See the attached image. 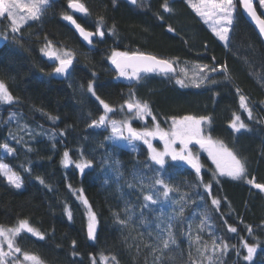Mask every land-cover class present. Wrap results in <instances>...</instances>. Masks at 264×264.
Listing matches in <instances>:
<instances>
[{
	"label": "trees",
	"instance_id": "obj_1",
	"mask_svg": "<svg viewBox=\"0 0 264 264\" xmlns=\"http://www.w3.org/2000/svg\"><path fill=\"white\" fill-rule=\"evenodd\" d=\"M79 2L88 12L75 15L78 23L104 32L103 38L93 39L92 49L62 18L71 13L68 0H50L40 19L17 33L6 17L0 18V33L8 36L0 41V82L13 97L0 100V162L22 181L17 189L0 173V224L27 221L43 236L22 230L15 239L20 253L45 264H93L99 255L132 264H264V191L247 182L264 184V44L238 1L226 46L187 0ZM255 8L262 9L258 0ZM48 41L74 51L69 73L56 75L54 62L42 55ZM133 46L172 57L174 72L118 77L109 57L113 50L132 51ZM205 64L209 68L198 67ZM183 65L188 73L180 69ZM177 79L188 86L181 87ZM201 79L199 87L192 85ZM90 82L110 107L128 100L147 103L163 128L173 118L208 117L204 133L242 160L245 174L238 179L218 175L205 154L199 156V176L174 160L163 167L155 164L144 144L125 146L108 123L92 125L104 109L88 91ZM240 96L252 110L251 118L240 107ZM234 114L246 128L230 126ZM153 123L148 116L133 126ZM65 151L75 163L92 164L83 173L75 164L64 166ZM157 180L168 185L167 198L157 195L164 191ZM213 198L220 201L218 209ZM87 206L97 217L94 239L87 235ZM230 226L238 232L231 233ZM241 237L257 245L251 262L242 258L246 250L241 247L238 256L231 247H239ZM222 241L230 246L227 252L215 247Z\"/></svg>",
	"mask_w": 264,
	"mask_h": 264
},
{
	"label": "snow or ice",
	"instance_id": "obj_2",
	"mask_svg": "<svg viewBox=\"0 0 264 264\" xmlns=\"http://www.w3.org/2000/svg\"><path fill=\"white\" fill-rule=\"evenodd\" d=\"M132 3H136V0H131ZM48 0H31L29 4H22V10L27 13L26 16L19 17L17 19L13 16L12 24L9 27L12 33H17L20 30V26L22 22H27L28 20H39L40 19V12L41 6L46 5ZM260 7L264 8V0H259ZM240 6L243 10L249 15V17L253 20L254 23L258 25V30L261 34H264V19L257 14L253 0H239ZM68 7L73 9L76 12L80 13H87L88 9L84 6V4L79 3V0H68ZM194 11L199 15L205 23H211L212 31L215 33L217 37L221 41H227L229 36V31L231 26L233 25L234 20V12L237 8L236 0H202V3L199 5L193 4L192 5ZM3 18V17H0ZM64 20L69 21L74 25L77 29L79 35L83 38L84 41L88 42L89 44L92 43V36L98 35L101 38L104 36V32L97 28L96 32L86 31L79 23L71 15H64L62 17ZM171 31V29H169ZM3 34V33H0ZM5 39H8V36H4ZM13 40H17L16 36L12 37ZM41 51L44 53L45 56L50 58H55L58 61V65L54 67V73L56 74H64L69 67L73 63L72 53L70 52H63L58 53L52 50L51 42H49L48 46L42 48ZM110 62L112 65L115 66L117 73L120 77H125L129 79L138 78L140 73H163L167 74L173 71L172 62L167 59H159L155 55H146L144 53L138 52H122L113 50L111 56L109 57ZM201 67V70L209 68V65L198 66ZM183 71V70H182ZM212 72L216 71V68H211ZM214 82V81H213ZM176 83L181 87H187L188 84L185 83L183 79H177ZM192 85L195 87H199L201 83H203V79L199 82L196 80L191 81ZM88 91L92 93V95L99 101V104L103 106L104 114L99 116L98 120H93L92 125L99 127L105 124V121L110 123L112 135L116 137H120L124 131H127L130 137L134 139L141 140L147 147L149 156L155 164L163 167L166 163L165 157L172 156L173 160L180 158L186 159L190 163H193V168L196 174L199 176L201 173V164L199 161V157L195 156L190 149V145L195 143L199 145L201 149H205L207 151L208 156L212 159L213 163L216 165L217 170L219 171L221 176L227 175L233 179H238L246 172L245 163L238 159L237 156L230 150L224 148L223 145H218L214 142L211 136L204 135V129L202 128V123L208 121V117H194L191 115L183 116L179 119L173 118L171 121V128L167 131L162 129L158 122H156V117L152 114L151 110L147 103H127V108L129 110L135 109V118L144 120L146 117L151 116L153 122L155 123V129L144 128L143 130H136L132 127L127 120L118 123L116 120L108 121L107 114L112 112L113 109L110 107L108 103H106L103 99H101L98 95H96L95 91L93 90V84L90 82L88 84ZM0 100L10 102L13 100L12 95L8 92L7 88L3 83H0ZM240 107L244 109L248 116L252 117V110L248 107L247 103L245 102V97L240 96ZM51 120L55 121L56 117H49ZM124 127H121V125ZM236 131L240 129L246 128L247 126L241 121L239 115L234 114V119L230 125ZM159 139L163 142V151L157 150V148L153 144V140ZM132 141L131 139L129 140ZM179 144V148L177 149L175 145ZM7 148V145H4ZM10 152L13 151L12 149H8ZM227 158L226 162L222 163L224 158ZM72 161L69 158V152L65 151L63 153V160L62 164L67 166L71 164ZM92 164L91 160H81L75 164V167L78 169L79 172L83 173L86 168H88ZM0 172H3L4 175L8 178L9 183L13 184L15 188L19 189L22 186V181L19 175L15 172H12L8 165L0 164ZM253 187L264 191V184L256 183L254 180L249 179L247 181ZM40 183H44L43 180H40ZM157 185L163 187L164 191L162 193H158L157 195H162L164 198L169 196V188L162 180L156 181ZM205 189L209 190L210 186L205 185ZM82 201L85 205H88L87 199L83 198V193H80ZM146 200H153V197L147 196L145 197ZM212 205L216 206L217 209L219 208L220 201L216 198L211 200ZM68 218L71 219V212H68ZM97 226V217L94 212L91 211L89 208V215H88V224H87V235L89 238H95ZM21 229L26 230L28 233L36 235L38 238H43L42 234H40L35 228L28 225L27 221H21L20 227L13 231V236L16 235L21 231ZM231 233H237L238 229L234 226H230L228 229ZM247 231L249 235L252 234L251 226H248ZM0 236L5 237V241L8 245V251L5 252L3 250L2 244L0 243V264H5V258L9 256H13L14 253L20 252L19 248H15L13 244V237H9L5 234L2 230H0ZM75 243V242H73ZM172 243L175 244V239L172 240ZM223 252H227L229 250V245L224 243L223 241L221 244H216V249L219 248ZM233 249L236 250V254L240 255V248L242 247L246 250V255L242 258L244 261L251 262L253 260L254 254L257 251V245L250 244L245 238H240V246L237 247L236 245H231ZM24 259H29L27 254H25ZM102 259H106L102 257ZM15 264H19V261H15ZM95 264V261H93Z\"/></svg>",
	"mask_w": 264,
	"mask_h": 264
},
{
	"label": "rangeland",
	"instance_id": "obj_3",
	"mask_svg": "<svg viewBox=\"0 0 264 264\" xmlns=\"http://www.w3.org/2000/svg\"><path fill=\"white\" fill-rule=\"evenodd\" d=\"M188 1V3L190 4V6L192 7V5L193 4H196V5H199V4H201L202 3V0H187ZM236 2H237V0H236ZM29 4V3H31V0H0V17H6V19H7V23H8V25L9 26H11V24H12V20H13V16L17 19V22H18V20H19V17H21V16H26L27 15V13L26 12H24L23 10H22V7H21V5L22 4ZM50 4V0H48V3L46 4V5H43V6H41V12H40V17H41V14H42V10L44 11V8L45 7H47L48 5ZM192 9H193V7H192ZM194 10V9H193ZM72 13H70V15H71ZM199 16V15H198ZM199 18L204 22V20L199 16ZM29 21H32V20H28L27 22H22L21 23V26H23L24 24H26V23H28ZM34 21V20H33ZM205 23V22H204ZM205 25L207 26V28L215 35V33L212 31V25H211V23L209 22V23H205ZM20 26V27H21ZM230 31H231V29H230ZM230 31H229V34H228V36L230 35ZM216 36V35H215ZM217 37V36H216ZM2 38H4V37H2V35L0 34V41H1V39ZM217 39L223 44V45H225L226 46V44H227V42H228V40L227 41H221L220 39H219V37H217ZM229 39V38H228ZM48 44H49V41L48 42H45L44 43V46H43V48H45V47H47L48 46ZM51 45H52V50H54V51H56V52H58V53H63V52H70V53H72V57L74 58V51L72 50V49H70V48H66V47H64V46H61V45H55V44H53L52 42H51ZM133 49L134 50H132V51H127V50H123L122 52H124V51H126V52H141V51H144V50H136V46H133ZM116 51H119V50H116ZM42 52V51H41ZM42 55L45 57V58H47V59H49L50 57H47V56H45L44 55V53L42 52ZM53 59V62H54V64H55V66H57V64H58V61L55 59V58H52ZM165 59H167V60H169V61H173V58L172 57H167V58H165ZM181 70H185V72H187L188 73V68L187 67H185L184 65H183V67H181L180 68ZM121 78H123V79H128V78H125V77H121ZM0 83H2V82H0ZM6 102V101H5ZM127 103H137V102H135V101H126V102H124L122 105H120V106H118V107H112V109H113V111L112 112H110V113H108L107 114V119H108V121H111V120H116L118 123H120V122H123V121H125V120H127L128 121V123H130L131 125H132V127L133 128H135L136 130H138V131H140V130H143L144 128H149V129H155V124L153 123L152 124V126H150V127H142V128H136V127H134L133 126V121H138V122H140L141 124H143L144 122H145V119L144 120H140V119H137V118H135V112H136V110L135 109H132L131 111H127L126 110V106H127ZM112 114V115H111ZM197 118H199V117H197ZM177 119H179V118H177ZM106 123H108L107 121H105ZM204 123V122H203ZM203 123H202V128H203ZM108 126H109V128H110V130H111V125H110V123H108ZM121 127H124V125L122 124L121 125ZM162 129H164L165 131H167V130H169L170 128H171V125H170V127H168V128H163V127H161ZM111 132H112V130H111ZM204 135L207 137V135L204 133ZM209 136V135H208ZM114 138L116 139V140H120L121 142H123L124 143V145L125 146H128V147H131L132 145H134L135 146V144H136V142H140V143H142V144H144L141 140H139V139H134V138H132V137H130L129 136V134L127 133V131H124L122 134H121V136L120 137H116V136H114ZM132 140L131 142L129 141V140ZM214 142H216L218 145H223V144H221V143H219L218 141H216V140H214V139H212ZM153 144H154V146L157 148V150H159V151H163V142L162 141H160L158 138L157 139H155V140H153ZM145 145V144H144ZM146 146V145H145ZM224 146V145H223ZM175 147L178 149L179 148V144H177V145H175ZM190 147V149L192 150V152H193V154L195 155V156H200V154H205L207 157H208V159H209V161H211L212 162V164H213V167H214V170H215V172H216V174H218V175H220V173H219V171L217 170V168H216V165L213 163V161H212V159L208 156V154H207V151L205 150V149H201L200 147H199V145H190L189 146ZM224 148H226V149H228L227 147H225L224 146ZM229 150V149H228ZM8 151V150H7ZM149 153V152H148ZM148 157H150V156H148ZM151 159V158H150ZM173 160V158H172V156H166L165 157V161L166 160ZM62 160H63V156H62ZM226 160H227V158L225 157L224 158V160L222 161V163H224V162H226ZM81 161V160H80ZM174 161H177V162H181V159L180 158H177V159H175ZM77 162H79V161H77ZM76 162V163H77ZM75 162H73L72 161V163L71 164H76ZM0 164H5V165H8V164H6L5 162H0ZM70 165V164H69ZM69 165H67V166H69ZM65 166V165H64ZM9 167V166H8ZM12 172H14L13 170H11ZM4 177H5V179H6V181L9 183V181H8V178L4 175V173L3 172H0ZM18 175V174H17ZM227 176V175H226ZM9 185H12L13 187H14V185L13 184H11V183H9ZM22 187V186H21ZM89 208L90 207H86V215H87V221H88V215H89ZM91 209V208H90ZM92 211V210H91ZM20 222L21 221H19V222H17L16 224H14V225H9V226H5V225H1L0 224V230H2L3 232H5V234L6 235H8L9 237H13V244H14V247L15 248H17V246H16V244H15V239H16V236L18 235V233L16 234V235H14L13 236V231H11V230H14V229H17V228H19L20 227ZM29 225V224H28ZM30 226V225H29ZM24 231V229H21V231ZM37 230V229H36ZM20 231V232H21ZM26 231V230H25ZM38 231V230H37ZM19 232V233H20ZM39 232V231H38ZM40 233V232H39ZM41 234V233H40ZM0 243H3L2 244V247H3V250L5 251V252H7L8 251V245H7V243H6V241H5V237L4 236H0ZM27 256L29 257V259H24V257H25V253L23 254V253H20V252H18V253H14V255L13 256H9V257H6L5 258V264H15V261H19V264H45L44 262H42L37 256H35V255H33V254H27ZM102 257H104V258H106V259H102ZM95 261V264H132L131 262L129 263V261H127V260H124V259H122V258H120V257H112V256H106V255H99V256H97L96 257V259L94 260Z\"/></svg>",
	"mask_w": 264,
	"mask_h": 264
},
{
	"label": "water",
	"instance_id": "obj_4",
	"mask_svg": "<svg viewBox=\"0 0 264 264\" xmlns=\"http://www.w3.org/2000/svg\"><path fill=\"white\" fill-rule=\"evenodd\" d=\"M127 3H129V4H131V5H133V4H135V3H132L131 2V0H125ZM238 1V3H239V0H237ZM255 1L256 0H253V5H254V8H255ZM79 3H81V2H79ZM259 3V2H258ZM259 5H260V3H259ZM69 8V7H68ZM70 9V11H72V15L71 16H73V18L76 20V18H75V16L74 15H77V14H83V13H80V12H76V11H74L73 9H71V8H69ZM239 9H240V12H241V14L243 15V17L251 24V26L254 28V30L256 31V33H257V35L259 36V38L261 39V41L263 42V44H264V34H261L260 32H259V30H258V25L256 24V23H254L253 22V20L249 17V15L243 10V8L240 6V4H239ZM255 10H256V12H257V14L261 17V19H264V8H262L261 9V11L260 12H258L257 11V9L255 8ZM67 22V24H68V26L74 31V33H76V35H77V37H78V39L81 41V43L87 48V49H92L93 47H94V43H93V39H95V37L97 36V35H93L92 36V43L91 44H89L88 42H86V41H84L83 40V38L79 35V33H78V31H77V29L74 27V25L72 24V23H70L69 21H66ZM76 22L78 23V21L76 20ZM80 24V23H79ZM81 25V24H80ZM81 27H83L82 25H81ZM86 31H90V32H93V33H95L96 31H94V30H90V29H86L85 27H83ZM130 53H132V52H130ZM138 53H144V54H146V55H154L152 52H148V51H141V52H138ZM156 56V55H155ZM157 58H159V59H165V58H163V57H158L157 56ZM50 61H52V58H50ZM58 65V64H57ZM172 65H173V70L175 69V67H174V64L172 63ZM72 66V65H71ZM71 66L69 67V69L65 72V73H68L69 71H70V69H71ZM109 67L111 68V69H113L116 73H117V70H116V68H115V66L114 65H112L111 64V62L109 61ZM172 72H174V71H172ZM172 72H169V73H172ZM56 74V73H55ZM146 74H152V73H143V72H141L140 73V75H146ZM153 74H160V73H153ZM56 75H59V74H56ZM117 75H118V73H117ZM119 76V75H118ZM120 77V76H119ZM126 108H127V106H126ZM127 110L128 111H131V110H129L128 108H127ZM192 145H196L195 143H193ZM181 163H182V165L183 166H185L186 168H190V169H193L194 170V168H193V163L194 162H192V163H190L188 160H186V159H181ZM195 171V170H194Z\"/></svg>",
	"mask_w": 264,
	"mask_h": 264
},
{
	"label": "flooded vegetation",
	"instance_id": "obj_5",
	"mask_svg": "<svg viewBox=\"0 0 264 264\" xmlns=\"http://www.w3.org/2000/svg\"><path fill=\"white\" fill-rule=\"evenodd\" d=\"M52 61H53V59H52Z\"/></svg>",
	"mask_w": 264,
	"mask_h": 264
},
{
	"label": "bare ground",
	"instance_id": "obj_6",
	"mask_svg": "<svg viewBox=\"0 0 264 264\" xmlns=\"http://www.w3.org/2000/svg\"><path fill=\"white\" fill-rule=\"evenodd\" d=\"M50 42V41H49Z\"/></svg>",
	"mask_w": 264,
	"mask_h": 264
}]
</instances>
